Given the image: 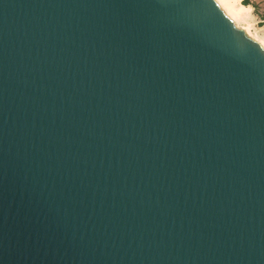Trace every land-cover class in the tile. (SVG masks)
<instances>
[{"label":"water","instance_id":"water-1","mask_svg":"<svg viewBox=\"0 0 264 264\" xmlns=\"http://www.w3.org/2000/svg\"><path fill=\"white\" fill-rule=\"evenodd\" d=\"M0 264H264V47L215 0H0Z\"/></svg>","mask_w":264,"mask_h":264},{"label":"bare ground","instance_id":"bare-ground-1","mask_svg":"<svg viewBox=\"0 0 264 264\" xmlns=\"http://www.w3.org/2000/svg\"><path fill=\"white\" fill-rule=\"evenodd\" d=\"M219 6L225 11V13L235 22L247 23V27L243 29L247 32L249 36H252L264 47V36L255 33H251V25L249 24V18L251 17L252 6L251 4H244L241 0H215ZM236 24V25H237ZM240 25V24H239ZM246 25V24H245ZM238 26V25H237Z\"/></svg>","mask_w":264,"mask_h":264},{"label":"rangeland","instance_id":"rangeland-1","mask_svg":"<svg viewBox=\"0 0 264 264\" xmlns=\"http://www.w3.org/2000/svg\"><path fill=\"white\" fill-rule=\"evenodd\" d=\"M241 1L243 2V0ZM251 6L252 11L251 17L249 18V24L251 25V33L252 35L258 33L259 35L264 36V0H253ZM239 24L237 25L241 28L248 26L247 23L244 22L242 24Z\"/></svg>","mask_w":264,"mask_h":264},{"label":"trees","instance_id":"trees-1","mask_svg":"<svg viewBox=\"0 0 264 264\" xmlns=\"http://www.w3.org/2000/svg\"><path fill=\"white\" fill-rule=\"evenodd\" d=\"M243 3H244V4H247V5H248V4H252V0H243Z\"/></svg>","mask_w":264,"mask_h":264},{"label":"crops","instance_id":"crops-1","mask_svg":"<svg viewBox=\"0 0 264 264\" xmlns=\"http://www.w3.org/2000/svg\"><path fill=\"white\" fill-rule=\"evenodd\" d=\"M253 1V0H252Z\"/></svg>","mask_w":264,"mask_h":264}]
</instances>
